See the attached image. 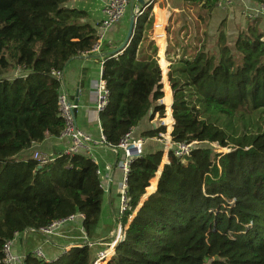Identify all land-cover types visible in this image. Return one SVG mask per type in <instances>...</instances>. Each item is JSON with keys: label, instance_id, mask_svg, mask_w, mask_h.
<instances>
[{"label": "trees", "instance_id": "1", "mask_svg": "<svg viewBox=\"0 0 264 264\" xmlns=\"http://www.w3.org/2000/svg\"><path fill=\"white\" fill-rule=\"evenodd\" d=\"M68 1L0 0V264L16 232L39 230L75 213L86 216L89 240L99 230L105 196L99 165L82 154H63L39 167L24 153L65 128L63 83L52 71L91 54L97 42L87 11L66 7ZM192 2L204 21L219 5V0ZM149 14L137 19L123 52L104 57L111 96L99 115L102 130L118 146L143 119L151 122L165 113L161 100L167 135L175 143L197 145L186 157L171 149L162 172V149H147L134 161L128 177L131 209L123 223L136 213L115 254L96 264H264L262 18L240 28L234 43L223 21L215 50L199 26L188 36L185 26L169 25L167 69L151 38L155 20ZM150 125L141 135L149 138L145 147L165 132ZM208 143L231 150L216 152ZM64 257L67 264L95 261L88 244L58 260ZM25 264L58 261L29 252Z\"/></svg>", "mask_w": 264, "mask_h": 264}, {"label": "crops", "instance_id": "2", "mask_svg": "<svg viewBox=\"0 0 264 264\" xmlns=\"http://www.w3.org/2000/svg\"><path fill=\"white\" fill-rule=\"evenodd\" d=\"M107 1L108 0H69L65 3V6L87 11L90 16V22L96 26L103 18V8ZM132 2L133 7L136 6L138 2L142 4L141 0L131 1V9H129L125 18L107 32L106 41L101 52L78 56L74 58L64 70V94L70 101L75 102L76 93L79 91V107L76 110L77 126L94 137H97L100 133V117L92 100L91 85L94 80L100 77L104 57L111 55V52L117 49L126 38L130 24ZM146 3L147 0H145V3L142 5ZM258 10L259 4L255 0H224L223 4L220 6L218 5V7L208 14L207 19L204 21L198 15V8H196V3L192 2V0H158L154 5L148 7L147 11L155 20L151 38L158 46L160 65L168 69L165 56L168 41L167 28L169 25L172 30L185 26L188 36L195 34V29L199 26V33L203 35V32L207 31L210 37L209 42L214 43L218 37V28L220 24L225 21L227 38L230 43H234L238 37V30L246 27L250 21L256 18H262V26H264V13H259L256 16ZM152 123L156 126L157 120L154 119L150 122L148 118L143 119L136 128L137 135H141L144 131L148 130ZM70 145L71 140L67 137L61 139L60 137L49 136L43 142L33 144V146L24 153L28 156H32L33 153L39 151L44 155H49L56 159L62 156ZM94 154L102 170L103 179H101V181L105 189V196L99 230L94 239L90 240L92 244L90 250L93 260L96 259L98 253L109 249V244L112 242V235L117 229L116 219L120 207L119 197L123 176L119 166L122 159L121 154L109 147H96L94 149ZM107 167H110V170L107 169ZM133 215L130 217L128 224L132 220ZM31 232L35 231L28 230L15 244V255L21 256L30 252L31 248H28V243L36 234H39L36 232L30 235ZM60 234V236L51 239V241H48L47 238L39 234L45 239V241L40 244L46 246V251L44 252L49 262L58 260L60 249L63 250L64 246L78 245L87 238L83 221L81 220L66 224L61 228ZM114 251H116V247ZM24 263L23 261L18 262V264Z\"/></svg>", "mask_w": 264, "mask_h": 264}, {"label": "built area", "instance_id": "3", "mask_svg": "<svg viewBox=\"0 0 264 264\" xmlns=\"http://www.w3.org/2000/svg\"><path fill=\"white\" fill-rule=\"evenodd\" d=\"M131 1L132 0H108L103 8V18L96 25L97 28V42L92 50V53H100L101 49L106 41L107 32L112 29L115 25L120 23L125 16L128 14L129 9H131ZM158 0H147L145 5H142L140 2L137 3L136 6L132 8V13L135 15L136 19L144 16L148 11V7L154 5ZM224 0H219V6L222 5ZM259 13H264V5L259 4V10L256 12V16ZM118 54H114L116 57ZM52 74L57 77L59 80H64V71L62 70H53ZM163 84V83H162ZM91 94L92 100L95 106L97 113L100 115L109 103V98L111 96L110 90L107 87L106 81L103 79V66L101 70L100 77L97 80H94L91 85ZM79 105L70 101L68 97L62 91V95L60 97V109L62 116L65 121V128L61 135L59 136L61 139L67 137L71 140V145L65 150L64 154L66 155H76L82 154L91 159L92 162L98 164L97 159L94 154V149L96 147H109L119 154H121L122 159L120 162V169L122 171V181H121V189H120V197H119V217L117 219V229L115 233L112 235V242L109 244V247H112L115 243L117 245L124 240L126 235L127 223H123V215L126 211L131 209V197L128 193V177L131 170V166L134 161L141 157L144 153V148L147 142V138L142 137L141 135L136 134V129H131L125 136L121 139L118 146L114 147L108 143L106 135L104 134L101 123L100 133L97 137L92 136L91 134L85 132L77 126L75 112L78 109ZM100 121V118H99ZM157 125L155 126V128ZM163 136V133H161ZM159 141L163 142L170 152L171 149H174L175 153L179 157L189 156L192 150L197 144L196 141L190 143H175L172 140V136L170 137H161L158 138ZM32 157L36 159L40 166L48 163L49 161L54 160L52 156L44 155L39 151L33 153ZM110 170V167H107ZM98 175L101 179H103V174L101 168L97 170ZM86 216L83 213H75L64 219H60L58 221L53 222L52 224L42 227L39 230H33L43 235L48 241L60 236V230L68 223H74L78 220L84 221ZM129 221V219H128ZM28 231V230H27ZM25 231V233L27 232ZM24 234L16 232L14 237L7 241L4 246V264H18V262H25L26 254L21 256L15 255L14 246L21 239ZM83 244H88L90 247L92 246L91 241L88 238H85L82 243H79L75 246L66 245L63 247V253H68L72 250L73 247H81ZM116 245V247H117ZM107 250H104L97 254L94 264H96L99 260L105 258L104 253ZM33 255L39 260H47V256L42 248H39L32 252ZM115 254V251L112 252L110 258Z\"/></svg>", "mask_w": 264, "mask_h": 264}, {"label": "rangeland", "instance_id": "4", "mask_svg": "<svg viewBox=\"0 0 264 264\" xmlns=\"http://www.w3.org/2000/svg\"><path fill=\"white\" fill-rule=\"evenodd\" d=\"M194 33V32H193ZM209 47L211 48V49H213V50H215V48H214V45H213V43L211 42V43H209ZM164 73V72H163ZM164 87V86H163ZM165 95V94H164ZM160 103L161 104H163L164 105V108H165V113L163 114V115H161V114H156L155 115V120H157V124L156 125H160V126H163V127H165V132H162L163 133V136H162V134H160L159 136H156V137H153V138H150V139H152V140H149L148 141V143H147V146H148V148H147V146L144 148V151L146 152V151H148V150H158V149H162L163 150V158H162V162H161V167H163V165H164V161H163V159H164V157L166 156L167 157V159H168V154H169V151H168V149L166 148V146H165V144L163 143V142H160L159 140H158V138H161V137H169L168 135H167V132L169 131V127H167L166 126V124H165V122H167L166 120H167V118H166V106H165V104L164 103H162L161 102V100H160ZM158 123H160V124H158ZM171 131H172V129H171ZM142 135V134H141ZM170 135H171V133H170ZM147 139H149V138H147ZM154 139V140H153ZM159 141V142H158ZM197 144H195V146H196ZM205 145H207L208 147H211V148H213L214 149V151H216V152H220V153H226V152H229L230 150H231V146H227V147H221V146H218V145H215V144H210V143H208V144H205ZM148 149V150H147ZM144 152V153H145ZM118 217H119V212H117V219H118ZM117 219H116V221H117ZM32 233L34 234V233H36V232H31L30 233V235H32ZM45 241V239L43 238V236H40L39 234H36L35 236H34V238L32 239V240H30V242L28 243V248H31L30 249V252H33V251H35V250H37V249H39V248H42L44 251H46V246H42L40 243L41 242H44ZM119 245V244H118ZM117 245V246H118ZM50 247V246H49ZM105 248V247H104ZM103 248V249H104ZM117 248V247H116ZM54 250H55V247H54ZM56 251V250H55ZM63 254V250L62 249H60V252H59V255L58 256H61ZM108 259V258H107ZM107 259H105V260H103V262L104 261H107ZM58 261V264H67V262H68V259L66 258V257H64V258H62V259H59V260H57Z\"/></svg>", "mask_w": 264, "mask_h": 264}, {"label": "water", "instance_id": "5", "mask_svg": "<svg viewBox=\"0 0 264 264\" xmlns=\"http://www.w3.org/2000/svg\"><path fill=\"white\" fill-rule=\"evenodd\" d=\"M141 1H142V4L145 3V0H141ZM132 8H133V2H132ZM136 22H137V19H136L135 15L131 12L130 24H129V29H128V33L126 35V38L117 49H115L111 52V55L120 54L121 52H123L124 48L130 43ZM162 83H163V81H162ZM78 102H79V91L76 93V99H75L74 103L78 104ZM75 118H76V112H75ZM39 167H41V166H39ZM162 170H163V167L161 168V172H162Z\"/></svg>", "mask_w": 264, "mask_h": 264}, {"label": "bare ground", "instance_id": "6", "mask_svg": "<svg viewBox=\"0 0 264 264\" xmlns=\"http://www.w3.org/2000/svg\"><path fill=\"white\" fill-rule=\"evenodd\" d=\"M118 243V242H117ZM117 243H115L112 247H109V249L104 253V255H105V258L104 259H102V260H99L98 262H100V261H103V260H105V259H107V258H109L110 257V255H111V253L114 251V249H115V247H116V245H117ZM97 262V263H98Z\"/></svg>", "mask_w": 264, "mask_h": 264}]
</instances>
